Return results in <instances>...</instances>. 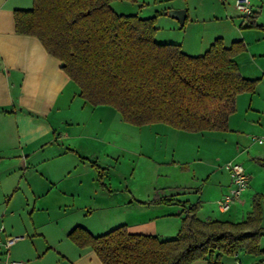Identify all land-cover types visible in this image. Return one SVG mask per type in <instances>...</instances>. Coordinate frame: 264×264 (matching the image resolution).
Instances as JSON below:
<instances>
[{"label": "crops", "instance_id": "1", "mask_svg": "<svg viewBox=\"0 0 264 264\" xmlns=\"http://www.w3.org/2000/svg\"><path fill=\"white\" fill-rule=\"evenodd\" d=\"M234 1L141 0L145 14L129 13H158L154 40L178 44L190 56L202 55L217 38L226 47L241 42L245 49L233 58L239 73L257 79L252 92L236 96L225 130L151 123L130 133L113 107L80 97L36 37L15 31L14 11L30 9L33 0H0V264H102L91 247L69 239L74 227L96 236L125 225L130 233L172 238L188 204L199 205L202 221L237 222L252 210L255 195L264 197V142L252 140L264 137V0H249L248 18ZM220 156L240 162L248 176L226 212L216 206L230 185L228 173L212 162ZM154 198L170 202L149 203ZM10 236L17 239L5 247ZM259 245L264 249V235ZM236 257L240 264L257 259L244 251Z\"/></svg>", "mask_w": 264, "mask_h": 264}, {"label": "trees", "instance_id": "2", "mask_svg": "<svg viewBox=\"0 0 264 264\" xmlns=\"http://www.w3.org/2000/svg\"><path fill=\"white\" fill-rule=\"evenodd\" d=\"M112 1L33 0L30 9L14 11L15 31L36 37L60 61L81 98L113 107L126 123L225 130L236 96L252 92L257 83L242 77L233 59L244 44L226 47L217 38L202 55L190 56L178 44L154 40L158 13L120 14ZM262 200L255 195L252 210L237 222L202 221L196 216L199 205L188 204L172 238L130 233L125 225L96 236L76 226L68 237L91 247L102 264H190L204 258L220 264L221 254L236 257L239 251L257 257L249 264H264ZM160 201L170 202L149 203Z\"/></svg>", "mask_w": 264, "mask_h": 264}, {"label": "built area", "instance_id": "3", "mask_svg": "<svg viewBox=\"0 0 264 264\" xmlns=\"http://www.w3.org/2000/svg\"><path fill=\"white\" fill-rule=\"evenodd\" d=\"M234 7L243 16H250L253 13L252 6L249 0H235ZM252 140L258 142H264V137H252ZM222 168L228 173L230 178V185L226 192H224L217 200L216 206L219 211L226 212L231 203L238 200L248 184V176L244 170L243 165L240 162L229 160L223 163ZM17 237H6L5 247L10 246ZM7 264H18L17 262L11 261ZM240 264V262H237Z\"/></svg>", "mask_w": 264, "mask_h": 264}, {"label": "rangeland", "instance_id": "4", "mask_svg": "<svg viewBox=\"0 0 264 264\" xmlns=\"http://www.w3.org/2000/svg\"><path fill=\"white\" fill-rule=\"evenodd\" d=\"M140 3H141V0H136L134 2H129V1H125V0H113L112 1V6H113V8H115L116 11H118L120 13H128L129 14V13H134V12H138V13H141L142 12L143 14H145V10H143L139 6ZM154 25L157 27L158 26V23H154ZM159 26H161V25L159 24ZM162 31H166V30L160 29V33ZM128 124L130 125L129 126L130 128L128 129V131L130 133H136L137 132V126L138 125H133V124H130V123H128ZM116 125H117V123H113L114 129H117V127H119V126H116ZM123 129H125V127ZM147 129L148 128H145V130H147ZM146 149H147V146H146ZM224 158H223V156L222 157L221 156L220 157H215V158H213V161L212 162L214 163V165L217 168L219 167V168L222 169V165L225 162V159ZM144 167H145L144 168V171H147V172L150 171L151 172L150 174H148V177L150 178V175L152 174L151 167H148L147 164L144 165ZM169 190H172V189L169 188ZM222 217H223L222 215H219V218H222ZM174 235H175V233L172 234V236H174ZM221 256H222V264H237L238 259H236V257L229 256L227 254H221Z\"/></svg>", "mask_w": 264, "mask_h": 264}, {"label": "water", "instance_id": "5", "mask_svg": "<svg viewBox=\"0 0 264 264\" xmlns=\"http://www.w3.org/2000/svg\"><path fill=\"white\" fill-rule=\"evenodd\" d=\"M181 13H182V11H180ZM177 19L179 20V22L180 23H182L183 22V18H182V16L180 17V16H177ZM254 264H257L256 262H254Z\"/></svg>", "mask_w": 264, "mask_h": 264}]
</instances>
